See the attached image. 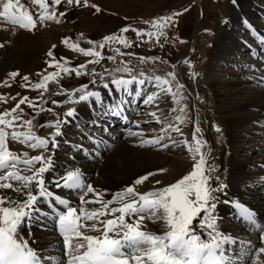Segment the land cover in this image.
<instances>
[{
    "label": "snow or ice",
    "instance_id": "6c2138e0",
    "mask_svg": "<svg viewBox=\"0 0 264 264\" xmlns=\"http://www.w3.org/2000/svg\"><path fill=\"white\" fill-rule=\"evenodd\" d=\"M66 2L68 5L81 4V0H66ZM31 3L39 6V15L35 19L20 0H0V18L12 25H18L21 29L31 31L37 27V24L43 26L46 21L59 23V17L65 16L64 11L59 12L57 16L56 6L61 4V0H51V5L47 0H31ZM83 5L88 6V0H83ZM91 7L97 12L100 11L95 4ZM175 15L178 13L143 21L149 26L147 30L126 25L119 30V35H105L99 41L87 40L86 43L90 47L82 48L78 43H72L71 47L74 51L92 57L89 63L93 64H98L103 59L101 51L97 48L104 49L106 45L114 54L133 56L135 55L133 52L123 53L112 45L118 43L124 48L132 47V40L124 35L129 29L135 33L138 41L145 36L148 40L163 36L164 29L171 24ZM243 23L253 33L255 32L246 19ZM63 42L67 43V40ZM259 43L264 45V39ZM55 47L56 45H52V48ZM47 55L52 57L47 64L50 68L54 67V71L38 73L36 82H30L28 75L21 77L25 82L22 87L42 90L37 97L40 103L34 104L27 96H21L14 107L5 108L0 112V190H10L0 191V264H249V261L251 264H264V224L258 221L252 209L238 200L223 201L232 206L243 222L259 231V246H251L243 240L237 241L230 234L218 229V217L215 213L220 197L217 193H223L227 185L220 181L219 176L215 177V186L210 182L212 180L210 173L215 171V167L206 165L207 154L202 151L206 142L199 135L201 131L199 126L195 128L191 142L186 139L177 140L172 136L173 132L178 136L182 135L178 124L184 119L183 107L179 109L180 114L174 117H171V113L176 111L175 108L170 110L169 115L150 113L157 123L162 124L159 135L144 138L143 131L130 132L141 137L142 145L148 144L160 148H167L169 144L184 145L191 154L193 162L190 170L174 182L143 193L136 191L134 185H140L154 175L148 172L138 176L132 184L112 193L111 198L106 199L107 190H97L90 182H86L80 168L68 170L65 167L62 174L46 178V172L55 170L53 157L59 147L56 138L62 135L61 125L71 121L58 118L51 124L42 125L41 127L54 128L49 140L33 133L34 121L31 118L23 119L20 114L23 109L20 105L27 103L30 108L43 111L46 99L44 94L48 91L49 81H58L62 74L66 76L74 72L76 76H80L86 71L84 64L69 67L63 57L58 61L51 49ZM139 59L144 61L160 58L141 56ZM107 60L114 61L115 55H108ZM127 63L122 60L123 68H114L111 72L105 70L110 76V81L105 80L104 73H96L95 68L90 73L92 79L89 83L97 85L96 77L99 76L97 86L108 90L109 95L112 94L110 85L114 87L115 92L119 94L114 103L106 104L101 91L89 90L88 84H82L68 92L66 102L94 101L95 106L101 110L100 116L112 115L124 121L129 119L125 114V103L135 104V98L142 95L144 97L142 103L145 105L158 102L159 97L165 94L170 95L175 104L180 103L184 86L176 79L174 71L168 72L166 77L158 75L146 77L143 72L139 75L132 74ZM188 67L191 69L192 65L188 63ZM118 72H126L129 75L125 78L123 75L118 76L116 74ZM7 75L9 78H15L18 72L12 71ZM146 81L155 91L143 90L142 86ZM173 81H175L174 86ZM3 83L7 85L8 80H4ZM133 84L135 91L131 87ZM60 91L64 92L65 89L61 88ZM74 93H78V96ZM129 97L131 99H127ZM4 100L6 97L0 96V101ZM51 103L60 102L52 100ZM63 116L74 119L76 117L74 108H68ZM16 121L20 123L17 124ZM132 123L139 127V121ZM91 124L95 128L97 120H92ZM21 126L26 131H19ZM213 127L216 132L221 131L219 127L215 125ZM6 129H11V132ZM99 130L105 133L108 131L104 127ZM9 136L11 140L25 143L31 149L43 151L31 156L27 153L17 155L15 151L10 150L6 142ZM88 139L92 145L104 143L102 137H94L91 133L88 134ZM165 139L167 143H162L161 141ZM49 145L52 154L44 155L49 151ZM73 147L78 153L90 155L88 148L83 145L74 144ZM71 159L75 158L71 157ZM37 164L39 166H35ZM18 165H23V172L27 174H22ZM159 171L164 170L159 169ZM154 183L160 184V181L156 180ZM50 184L62 191L68 190V198L54 195L50 190ZM41 201L48 206L47 214L38 206ZM86 205L95 206L88 208ZM49 218L62 238V254L59 260L51 255L48 257L39 255L30 247L23 231L25 225L30 226L33 221ZM145 218L154 223L162 222L160 230L142 229L141 225ZM237 245L239 251L236 250Z\"/></svg>",
    "mask_w": 264,
    "mask_h": 264
},
{
    "label": "rangeland",
    "instance_id": "374dc122",
    "mask_svg": "<svg viewBox=\"0 0 264 264\" xmlns=\"http://www.w3.org/2000/svg\"><path fill=\"white\" fill-rule=\"evenodd\" d=\"M238 1L240 0H88V6H84L83 0H81L80 5H68L66 0H61V4L56 6V12L58 16L59 12L64 11L65 16L59 17V23L55 21H46L43 26L37 24V27L32 31L21 29L16 25V31L8 34L10 36V39L6 40L8 42L4 43L0 40V42H3L0 43V45H3L0 47V53L2 52L3 57H0L1 67L5 65L4 59L7 56H5L6 52H4V47L9 51V48L19 45V43L21 47L24 46L22 49L23 52L16 51L14 57L11 58L12 60L15 59L13 68L6 67L5 70L0 72L2 75L0 81V96L6 97V100L0 101V112L5 108L14 107L21 96H27L29 99L33 100L34 104L40 103L37 97L42 90L27 86L22 87L21 85L25 82L21 80V77L23 75H28L30 82H36L38 80V73L42 71H54L55 68H50L47 64V61L52 59V57L47 55L49 49L52 50L53 55L58 61H60L62 57L67 60L69 67H77L80 64H84L86 68V71L80 76H76V74L72 72L66 76L62 74L58 78V81H49L47 85L48 91L44 94L46 99L43 104V111L34 110L30 108L27 103L20 105V108L23 109V112L20 113L23 119L27 120L31 118L34 123L38 122L34 124L33 133L40 137L49 138V140H51L54 128L41 126L51 124L58 118L65 119L63 113L66 112L68 108H75L80 104H84V102H66L68 92H71L82 84H88L89 90H96L99 88L97 86L99 83V76L96 77L97 85L89 83L92 79L90 73L93 68H95L96 73H104L106 81H110V76H108L105 71H102L104 66L107 65V71L111 72L114 68L124 67V65L121 64L122 60L128 62L127 67H129L132 70V74L135 75H139V73L143 72L146 77L157 75L166 77L168 72L174 71L176 79L184 86L181 92L182 99L178 105L175 104L172 97L167 94L160 96L158 102L145 105L142 103L144 99L142 95V99H139L137 103L131 105V110L133 112H136L138 109L141 112L136 116V120L142 122L139 123L140 127H132L126 136L123 135L120 140L113 142L115 143L113 148L104 153L100 159H90L86 157V155L78 153L73 147L74 144L87 145L88 141L85 138H88L89 133L94 137L99 136L103 138L102 132L99 130L100 128H93L91 125H83L77 118L70 119V121L73 120L70 124L73 128L76 127L74 129L76 133L70 131V129L66 127L69 123L61 125L62 135L56 138L60 148L58 147L59 149L55 150L56 152L54 153L53 159L55 160V156H60L62 157L60 158L62 163L54 162V164L56 163L55 170L46 172L45 174L49 177L62 174L65 167H67L68 170L82 168V166H89L96 168V170L100 169L105 165L107 156L111 151L114 149L116 150L117 147L122 144H128L127 141L136 142L134 144L136 148L144 149L147 147L159 150L160 147L154 145H142L140 143L141 137L130 134V132L135 133L143 131L144 138H151L153 135H159V129L162 127V124L157 123L150 113L157 112V115H167L171 109L175 108L176 111L171 113V116H175L180 114L179 109L183 107L184 119L178 124L182 135L178 136L173 132L172 136L177 140L186 139L191 142L193 132L195 128L199 126L201 130L199 135L202 136L206 142L205 148L202 149V151H205L207 154L206 165L211 166L212 164L209 163L210 161L215 163V171L210 173L212 177L210 182L212 185L215 186V177L219 176L220 181L227 185L225 190H227L228 187H233V189L239 191L241 195L237 196L236 199H240L243 204L258 213L260 209L264 210V206L261 207L259 201L253 200L250 196L261 194L264 191V111H261L264 105L262 108L248 107L244 112L235 111V113L250 116L249 118L252 119V121L243 122L238 129V136L234 140H230L227 126H225L226 117L220 108V105H223V100H219V95L226 96L229 94L228 96L232 98V102L235 103L239 101L238 103H240L245 99L246 94L247 97H252V94L256 91L264 90V70L259 67V65L264 64V58L256 59L255 56H253V52L250 50L251 46L257 45L256 41H252L255 32L264 38V32L261 31L260 33L257 31V28H255L260 27L264 29V12L258 11L253 14L255 5L251 4V0L247 4L252 6V9H249L248 5L243 6V9L240 8L238 6ZM20 2L24 4L34 19L39 15V6L32 4L31 0H20ZM47 2L51 5V0H47ZM255 2L259 1L255 0ZM92 4H95L100 11L97 12L92 8ZM173 13H178V15H175L171 24L164 29L165 35L153 37L152 40H148L145 36L142 40L138 41L135 33L129 29L124 35L132 40V47L124 48L118 43L112 45L113 48H119L123 53L129 51L133 52L135 54L133 56L126 54L120 56L114 54L109 51L106 45L104 49L97 48V50L101 51L103 59H101L98 64H93L89 63L92 57L85 56L79 51H74L71 47L72 43H78L82 48L90 47V45L86 43L87 40L99 41L105 35H119V30L126 25L147 30L149 26L144 24L143 21L151 20L158 16L172 15ZM230 15L235 18L242 17V23L239 21L232 23L231 31L228 25L230 23ZM250 15V21L252 20L254 25L248 20ZM244 19L253 25L255 29L254 33L252 30L246 29V25L243 23ZM0 21L5 23L2 18H0ZM48 30L50 34L49 44L45 46L38 45L39 37L43 36ZM222 31L228 33V38L223 42L218 36ZM233 31L236 33L233 34ZM22 35H26L27 37H25L28 39L24 38V41L20 40ZM78 37L82 38L78 39ZM34 38L38 41H35ZM65 39L67 43L63 42ZM241 43L245 45L244 51L236 50L235 46L241 45ZM137 44L139 46H137ZM52 45H56V47L52 48ZM248 46H250V49ZM108 55H115V60H107ZM141 56L159 57L160 59L141 61L139 59ZM186 61L192 65L191 69H189ZM12 71H17L18 76L9 78L7 74ZM116 74L118 76L123 75L125 78L129 75V73L126 72H118ZM6 79L8 80L7 85L3 83ZM174 85L175 81H173V86ZM142 87L145 92L155 91L154 87L148 84L147 81ZM61 88L65 89V91L61 92ZM238 92H245V94L239 96ZM74 95L78 96V93H74ZM13 97L15 99H12ZM117 99L118 97L113 99V102ZM52 100H56L60 103L52 104ZM257 118L261 124L256 121ZM15 123L19 124L20 122L16 121ZM77 125H79V128ZM214 125L220 128L221 131L219 133L215 131ZM18 130L26 131L23 126ZM6 131L10 133L11 129H6ZM79 134L82 135L81 138H77ZM75 136L77 137L75 138ZM109 139L110 136H108L105 141ZM161 142L167 143V139ZM238 142L241 143L239 145L240 149L233 148V144H238ZM7 143L10 150L15 151L17 155L27 153L28 156H31L40 154L43 151L42 149H31L27 144L21 143L20 141H13L10 136L7 139ZM180 145L183 148L182 150L185 158L188 160L187 164L185 166H180L179 162L176 161V163L166 165L164 172L158 170L154 172L153 176L143 181L141 183L143 188L140 185H134L136 191L143 193L144 187L147 189L146 191H151L154 188L172 183L175 179L185 174L187 170H190V166L193 162L191 154L183 147V144ZM180 145L172 146L169 144L167 148L162 149L165 150L164 152H166V154H170L169 150H171V148H174L172 150L174 151ZM50 154H52V150L49 145V151L45 152L44 155ZM71 157L75 159L73 160ZM233 160L250 163V166H248L249 168H244L246 174H250L251 172V175L247 179H244V177H246L244 176L243 181L236 180V176L233 175V173L229 174V172H227L226 167L230 165ZM116 162L120 164L119 160H116ZM35 166L39 165L37 164ZM19 167L22 174H27L23 172V165H18V168ZM252 175H255L253 177H256V179H253ZM153 177H156V180H159L160 184H155L153 182L150 184L151 187H148V181ZM97 178L98 176L93 175V179ZM84 179L87 182L86 176ZM98 180L102 181V178H98ZM248 180H254V183ZM90 183L93 185L92 181H90ZM249 183H251V185H249ZM224 193H222V195ZM219 194L220 193H217L218 196ZM258 207L260 208L258 209ZM215 214L217 215V209ZM232 218L234 217L229 216L221 218L222 221L218 220V226L219 224L222 226L223 223L228 224L227 226L231 227L228 233L238 238L242 232L231 225L233 224ZM236 219H238V217H236ZM37 222L38 221H36V223ZM159 222L160 221H156L154 223L151 221L153 224ZM242 223L245 224L243 221ZM35 234L36 238L41 240V243H35L34 246H40H37L39 248L38 250L44 249V252L48 254L49 252H47V250L48 248L50 250L53 241L50 240L49 245L46 244V242L53 234H39L38 231H36ZM42 236L45 237V240L40 239ZM244 236V240L251 242L254 236L252 229H248ZM249 264H251L250 261Z\"/></svg>",
    "mask_w": 264,
    "mask_h": 264
},
{
    "label": "bare ground",
    "instance_id": "6f19581e",
    "mask_svg": "<svg viewBox=\"0 0 264 264\" xmlns=\"http://www.w3.org/2000/svg\"><path fill=\"white\" fill-rule=\"evenodd\" d=\"M249 1L250 0H240V1H238V6L243 9V6L248 5L247 3ZM251 1H252L251 4L255 5V8L253 9V14L257 13L258 11L264 12V0H257L259 2H255V0H251ZM251 7L252 6H249V9H252ZM231 16L232 15L229 16V22L230 23L228 24L230 26L229 27L230 31L232 29L231 25H232L233 22L239 21L240 23H242L241 22L242 17L241 18H238V17L235 18V17H231ZM250 17H251V15L248 17L249 21H250ZM250 22L252 23V20ZM263 22H264V20H263ZM17 26L16 25H12L10 22L3 23V22L0 21V29H1V31H0V40H2L4 43L8 42V41H6V40L10 39V36L8 34H10V32L16 31ZM255 28H257V31L260 32V33H261V31L264 32V29H262L260 27H255ZM246 29H249V28L246 27ZM234 33H236V32L233 31V34ZM25 36L26 35H22L20 37V40L24 41V38L27 37V36L26 37ZM218 36H219V39L223 42V41H225L228 38V33L222 31V33H220ZM39 38L41 39V41L39 39L38 45L45 46L46 44H49V42H50L49 30L46 31V33L43 36L39 37ZM26 39H28V38H26ZM35 41H38V40L35 39ZM3 42H0V43H3ZM23 47H21L20 43H19V45H15V46L9 48L8 50L10 52L7 51V49H5V47H4V50H5L4 52H6L5 56L6 55L7 56L4 59L5 60V62H4L5 65H3V67H1L2 65H0V72L5 70L6 67L13 68V65L15 63V61H14L15 59L12 60L11 58L14 57V54H16L15 53L16 51L23 52L22 51ZM248 47L250 49V46H248ZM252 47L253 46H251L250 50H253ZM244 48H245V45H243L242 43H241V45L235 46L236 50L237 49L238 50H243ZM259 52H261V51H259ZM257 55L258 56H262V54H260V53L257 54ZM0 57H2V52L0 53ZM250 66H251V64H250ZM107 69H108V66L105 65L104 68L102 69V71H105ZM1 78H2V75L0 74V81H1ZM255 83H256V80H255ZM214 84H216V83H214ZM132 86L135 87L134 84ZM110 88H112V94L111 95L108 94V90H105L102 87H99L98 89H96V90L101 91L102 98H103V100H104V102L106 104L113 103L112 102V100L114 99L113 96L115 95V96L118 97V95H119L118 93L115 92V89H114L113 86L110 85ZM238 93H237V96H238ZM244 94H245V92H242V93L240 92L239 96H242ZM228 95L229 94H227L226 96H224V95L220 96L219 95V100H221V101L223 100V105H220V108L222 109V113L226 117L225 126H227L229 139L230 140H234L238 136V134H239L238 133V129L241 127L243 122H247V121H250V120L252 121V119L249 118L250 116L238 114V113H235V111L244 112L245 109L248 108V107L249 108H252V107L253 108L254 107L255 108L256 107L262 108L263 105H264L263 104L264 103V90L256 91L254 94H252V97H250V96L247 97L246 96L247 94H246L245 95V99L242 100L240 103H238L239 101L235 102V103L232 102V98H230ZM74 110H75V113H76V117L75 118L79 119L80 122L83 125H87V126L88 125H92L91 121L94 120V119L97 120V125L98 124L101 125V122H107V116L106 115H103V116L99 115L101 110L98 107L95 106L94 101L92 103L84 102L83 105L80 104L79 106L75 107ZM261 111H264V107L262 108ZM87 113H88V115H87ZM169 113L167 115H169ZM171 117H174V116H171ZM65 119L70 120V119H73V118H66L65 117ZM256 121H258V123H260L258 118H257ZM78 123H79V121H78ZM140 123H142V122H140ZM147 123H149V122H147ZM66 127H68L70 129V131H73V132L76 133V131L74 130L76 127L73 128L72 125L70 124V122H69V124L66 125ZM81 136L82 135L79 134V136L78 137L75 136V138L76 137L77 138H79V137L81 138ZM145 138H147V137H145ZM127 143L128 144L125 143V144L120 145L119 147H117L116 150L115 149L112 150L111 153L107 156V161L105 162V165L102 168L97 169V170H96V168H92V167H89V166H84V167L82 166V168H80L82 170V172L84 173V177L86 176L87 182H90V181L93 182V187L94 188H96L97 190H101V191L107 190L105 192V198L106 199L111 198V194L112 193H114V192H116L118 190H121V189L125 188L126 186L132 184V182L140 175H145L148 172L154 173V172H157L159 169H163L165 171L166 165L172 164V163H176V161L179 162L180 166H185L187 164V162H188V160L185 158V156L183 154V150H182L183 148L181 147L180 144H179L180 146H178L179 148L177 147V149H175L174 151H172L174 148L173 149L171 148V150H169L170 154L167 153L168 154V156H167L166 152H164L165 150H163L162 148H160L159 150L156 149V148L152 149V148H147V147L144 148V149H141V148H136L135 147L134 144L136 142H134V141L133 142L132 141H127ZM236 143L233 144L234 145L233 148L240 149L239 145L241 143H239V142H238V144H236ZM106 145L109 146V149H107V152L113 148V145L111 144V142L106 143ZM242 147L245 148L244 146H242ZM104 152H106V151L102 147L101 148V154H104ZM60 158H62V157L55 156L54 162H56V163L61 162L62 163V160ZM116 160H119L120 164H118L116 162ZM209 163L212 164L211 166L215 165V163L212 162V161H210ZM248 166H250V163H246L245 161L238 162L236 160L235 161L233 160V161H231L230 165H227V167H226L227 169L226 170H227V172H229V174L233 173V175L236 176L235 177L236 180L243 181V177L244 176H246V177H244V179H247L251 175V172H250V174L249 173L246 174L244 172V168L248 167ZM60 167H62V166H60ZM19 170H20V167H19ZM93 175L98 176V178H102V181H99L98 178L97 179H93ZM253 176H255V175H252V178L256 179V177H253ZM45 177L46 178H50L47 174H45ZM156 179H157L156 177H153L152 179H150L148 181V187H151L150 184H152ZM248 181L251 182V183H254V180H248ZM251 183H249V185H251ZM140 186L142 187L141 184H140ZM49 187H50V190H52L54 192V195H61L62 198H68V190H63L62 191L61 189H57V188L53 187L51 184L49 185ZM146 190L147 189H145V187H144L143 192L146 191ZM0 191H10V190H0ZM88 195L91 196V194H88ZM240 195L241 194L239 193V191H237L236 189H233V187H228V189L225 190V193L223 195H222V193H220L219 194L220 202H219L218 208H217V216H218V220L219 221H222L221 218H224V217H229V216L234 217V218H232L233 219V224H231V223L230 224L232 226H234L235 229H237L238 231L246 233V231L249 228L247 226H242L240 224L241 221L236 219L237 214H236L235 210L232 208V206L230 204H225L223 202L225 199H227L229 201L238 200L239 202H241L240 199H236L237 196H240ZM250 197H252V199L256 200L257 202L259 201V204L261 205V207L264 206V191L261 194H257V195L250 196ZM38 206H39L40 209L44 210L45 214L48 213V206H47V204L45 202L41 201ZM94 206L95 205H87L88 208H91V207H94ZM259 208L260 207H258V209ZM254 212L256 213L258 221L261 222L262 224H264V210L260 209V211L258 213L256 211H254ZM146 220L147 219L145 218L144 222L141 225L142 229H146V230H150V231H152V230L159 231L160 230L161 222H159L157 224H153V223H151L150 220H147V221ZM226 220H224V221H226ZM227 225L228 224L223 223L222 226H220V224H219V226H218L219 228L218 229L222 230L226 234H230L228 232L231 230V227L227 226ZM143 226H146V227H143ZM23 231H24V234L26 235V239L28 240V242L30 244V247H32L34 250H36L38 252V254H40L41 256H44V257H48V256L51 255L57 260H59L61 258V254H62L61 239L57 236V234L55 235L56 229H55L54 223L52 222V220L50 218L49 219H45L43 221H38L37 223H36V221H33V223L30 226L25 225ZM36 231H38L39 234H45V233H49L51 235L53 234L52 237L51 238L49 237L47 242H46V244L49 245L50 244L49 241L50 240L53 241L52 245L50 247V250H49L48 247H46V248H48V250H47V252H49L48 254L46 252H44L45 251L44 249L38 250L39 249L38 247H40V246H38V245L34 246L35 243H41V240L37 239L36 236H35L36 235L35 234ZM233 238H235V237H233ZM40 239L45 240V237L42 236V238H40ZM259 243L260 242H259V234H258V235H255V237L253 238L252 244H256L257 246H259Z\"/></svg>",
    "mask_w": 264,
    "mask_h": 264
}]
</instances>
